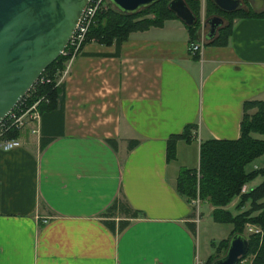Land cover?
<instances>
[{
	"label": "crops",
	"instance_id": "crops-1",
	"mask_svg": "<svg viewBox=\"0 0 264 264\" xmlns=\"http://www.w3.org/2000/svg\"><path fill=\"white\" fill-rule=\"evenodd\" d=\"M240 1L264 10V0ZM205 9L198 2L192 41L175 16L119 45L85 41L67 61L38 132L24 128L18 147L0 149V264H196L207 228L199 208L212 206L199 199L193 206L176 192L178 169L197 168L201 141L235 139L242 103L264 98V16L233 17L217 45L204 22L222 13ZM221 19L213 37L227 24ZM200 41L190 54L189 43ZM186 124L190 141L177 139L166 161V138ZM40 138L50 140L39 148ZM262 157L251 169L264 166ZM113 200L129 210L105 217ZM118 220L128 222L120 231Z\"/></svg>",
	"mask_w": 264,
	"mask_h": 264
},
{
	"label": "trees",
	"instance_id": "trees-1",
	"mask_svg": "<svg viewBox=\"0 0 264 264\" xmlns=\"http://www.w3.org/2000/svg\"><path fill=\"white\" fill-rule=\"evenodd\" d=\"M167 2L168 0H156L131 13L121 12L108 2L95 12L84 42L93 40L102 45L112 43L119 45L132 31L143 30L149 26H160L164 20L175 17L167 8ZM184 2L195 16V21L191 25H186L189 41H192L199 25L198 1L184 0ZM210 10L217 9L211 0H206V12ZM218 12L227 17V24L219 27L217 34L210 39V43L217 45L225 43L232 17L264 16V10L252 12L239 8L231 12ZM149 14L151 17L146 16ZM66 59L67 55L57 56L39 76L47 78L48 81L38 80L28 92L32 96L28 103L38 98V95L47 98V103L39 105L42 122L45 120V114L51 112L57 100L59 92L55 82L56 72L63 68ZM251 109L253 111L249 112ZM191 128H193L192 124H186L179 133L168 135L165 140L166 161L174 159L177 139L190 141ZM19 134L16 129H9L4 136L16 138ZM254 134L264 135V98L242 103L238 136L235 139L208 138L201 141L198 145L197 168L180 167L178 169L174 187L176 192L187 200L197 197L200 201H206L212 206L210 215L213 221L231 224L228 236L217 242L214 254H210L203 264H209L224 252L232 234L244 235L246 223L256 225L259 229L257 232L244 235L247 239V250L236 264H241V261L247 258L246 264H264V166L251 170L245 168L246 164L264 153V139L255 137ZM49 140L50 138H40L39 148L44 147ZM257 175L261 176V181L246 191H241V187ZM234 198L237 200L232 206L234 210L232 212L226 206ZM245 204L248 205L247 208H244ZM115 209L123 210L124 213L129 210L124 202L113 200L103 212L104 216H113ZM135 215V210L128 213V217ZM127 223V220H118L117 231H120ZM105 224L111 231L114 230L112 220H106Z\"/></svg>",
	"mask_w": 264,
	"mask_h": 264
},
{
	"label": "water",
	"instance_id": "water-1",
	"mask_svg": "<svg viewBox=\"0 0 264 264\" xmlns=\"http://www.w3.org/2000/svg\"><path fill=\"white\" fill-rule=\"evenodd\" d=\"M88 0H0V123L38 81L45 67L66 46ZM156 0H108L117 10L135 12ZM220 11L240 8V0H211ZM167 8L184 24L195 21L184 0H168ZM222 23L206 18V37ZM247 250V239L232 234L224 252L209 264H236Z\"/></svg>",
	"mask_w": 264,
	"mask_h": 264
},
{
	"label": "built area",
	"instance_id": "built-area-1",
	"mask_svg": "<svg viewBox=\"0 0 264 264\" xmlns=\"http://www.w3.org/2000/svg\"><path fill=\"white\" fill-rule=\"evenodd\" d=\"M108 3V0H88L85 7L82 10L81 15L79 16L75 28L66 44L61 54L67 55V59L63 63V68L56 72V75L60 73H64L67 61L72 59L81 49L82 44L85 40V35L88 30V27L93 22V17L95 12ZM203 42H191L188 45V52L190 54L199 53ZM38 80L40 82L48 81L47 78L39 77ZM31 94L27 93L22 99L19 101L14 110H11L7 117L4 119L2 123H0V149L7 150L13 149L20 145V141L18 138H6L4 135L9 129H16L17 131H21L24 128L28 129L30 133L38 132L39 121H40V112L39 105L41 103H47V98L43 95H38V98L28 103V100L31 98ZM243 186L241 187V191H243ZM190 204L196 206L198 203V198L190 199ZM41 221L44 223L46 221L45 218H41ZM251 232H257L258 229L249 228Z\"/></svg>",
	"mask_w": 264,
	"mask_h": 264
},
{
	"label": "rangeland",
	"instance_id": "rangeland-1",
	"mask_svg": "<svg viewBox=\"0 0 264 264\" xmlns=\"http://www.w3.org/2000/svg\"><path fill=\"white\" fill-rule=\"evenodd\" d=\"M198 2H200V3H203V0H197ZM204 2L206 3V0H204ZM246 8V9H245ZM243 11H246V10H249V11H252V12H255V10H253L252 8H247V7H242L241 8ZM206 10V9H205ZM204 10V11H205ZM212 12L213 11H205V14L206 15H208V14H212ZM146 16H148V17H151V15L149 14V15H146ZM222 17H223V20H224V22H227V17L226 16H224V15H222ZM221 17V18H222ZM233 18V17H232ZM198 19H199V15H198ZM199 26V25H198ZM198 28V27H197ZM11 130H14V129H11ZM22 131V130H21ZM21 131H19V132H21ZM258 135V134H257ZM255 136V135H254ZM189 156H190V158H191V160L194 158V156H193V154L192 153H190L189 154ZM262 156H264V154L263 155H261V156H258V157H256V158H254L252 161H250L248 164H246V169L247 170H250L251 168H253V165L254 164H257L259 161H260V158H262L263 159V157ZM194 161L191 163V162H189V165L188 166H193L194 167ZM259 175H258V177H256V178H254V179H252V180H250V182H247V184H246V186H247V188L249 189V188H251V187H253L255 184H257L259 181ZM247 189H245V191H246ZM243 192H244V190H243ZM236 198H235V200L233 201V203L234 202H236ZM233 203L230 205V204H228L226 207L227 208H229L232 212H234V210H232L231 209V206L233 205ZM247 204H245V206H244V208H247ZM206 208H207V206H204V205H202L200 208H199V210L202 212L201 213V215H200V221H199V224L200 225H202L203 224V222H204V224H207V228H205V230H203L202 229V231H201V233H200V235L198 236V238H197V240L199 241H197V244H196V260H195V263L197 264V260H201V259H204V256L205 255H212V254H214V248H215V245L217 244V242L220 240V239H222L223 237H226V235H227V233H228V231L230 230V228H231V224H229V223H219V222H215V221H213L212 220V218H211V215H210V213H208L207 211H206ZM208 213V214H207ZM254 213H256V212H254ZM249 228H255V229H259L256 225H253V224H245V227H244V230H243V234L246 236L247 234H249V233H251V231H249L250 229ZM197 245L199 246V248H198V251H197ZM247 260H248V258H247ZM246 259H243L242 261H241V264H246V263H248V261H247ZM204 263V262H203ZM202 263V264H203Z\"/></svg>",
	"mask_w": 264,
	"mask_h": 264
}]
</instances>
